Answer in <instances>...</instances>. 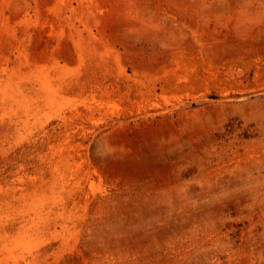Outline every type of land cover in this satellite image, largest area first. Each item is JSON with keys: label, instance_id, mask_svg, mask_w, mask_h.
<instances>
[{"label": "rangeland", "instance_id": "1", "mask_svg": "<svg viewBox=\"0 0 264 264\" xmlns=\"http://www.w3.org/2000/svg\"><path fill=\"white\" fill-rule=\"evenodd\" d=\"M0 264H264V0H0Z\"/></svg>", "mask_w": 264, "mask_h": 264}]
</instances>
